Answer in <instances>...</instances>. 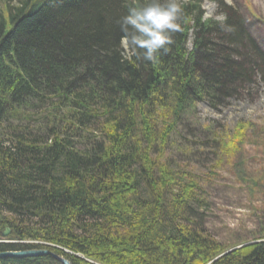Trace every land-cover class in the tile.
Returning <instances> with one entry per match:
<instances>
[{"label": "trees", "instance_id": "trees-1", "mask_svg": "<svg viewBox=\"0 0 264 264\" xmlns=\"http://www.w3.org/2000/svg\"><path fill=\"white\" fill-rule=\"evenodd\" d=\"M8 1L0 8V252L42 249L70 264H264V229L227 247L198 226L205 201L191 167L195 148H206L209 176L229 165L258 186L244 172L242 146L264 141V125L238 120L218 135L205 129L202 141L183 130L197 102L217 106L264 75L248 25L264 39L260 15L246 2L240 13L213 0L217 20L204 16L203 0H180V30L152 64L122 62L117 23L148 0ZM50 253L0 264H62Z\"/></svg>", "mask_w": 264, "mask_h": 264}, {"label": "rangeland", "instance_id": "rangeland-1", "mask_svg": "<svg viewBox=\"0 0 264 264\" xmlns=\"http://www.w3.org/2000/svg\"><path fill=\"white\" fill-rule=\"evenodd\" d=\"M2 1L0 0V8ZM8 2L15 5L17 0ZM244 2L251 11L256 12L264 20V0H223L222 5L223 9L224 6L233 5L238 12L245 13L246 9L242 5ZM202 8L205 11V17L212 16L222 20L223 14L220 12L222 6L215 1L204 0ZM248 25L250 33L261 45L264 53V39L256 32L253 24ZM190 46L189 42L187 47L190 48ZM256 78L255 82L246 84V87L237 95L231 96L224 103L216 104L217 106H211L206 100L197 102L193 116L189 118L191 123H185L183 127L187 137L192 141H202L207 129H211L214 135H218L223 129L231 130L238 120H249L257 126H263L264 75L257 74ZM14 121L20 123L21 120L14 119ZM25 121L27 120L23 122ZM252 140L254 141H246L242 147L246 161L244 172L260 179L258 186L254 188L250 187V183H245L239 178V174L229 165L218 168L219 170H215V175L209 176V160L212 155L210 152L206 153V148H195L194 158L197 164L191 167L202 182V197L205 201L198 208V212L203 213L198 218V226L227 247L236 242L249 243L253 236L259 233L258 231L264 229V141L255 137ZM9 235L10 231L1 237L5 238Z\"/></svg>", "mask_w": 264, "mask_h": 264}, {"label": "clouds", "instance_id": "clouds-1", "mask_svg": "<svg viewBox=\"0 0 264 264\" xmlns=\"http://www.w3.org/2000/svg\"><path fill=\"white\" fill-rule=\"evenodd\" d=\"M182 12L180 0H148L143 6L130 8L117 21L122 33L119 41L122 62L135 58L159 63V55L170 51L172 36L180 30L178 21Z\"/></svg>", "mask_w": 264, "mask_h": 264}, {"label": "water", "instance_id": "water-1", "mask_svg": "<svg viewBox=\"0 0 264 264\" xmlns=\"http://www.w3.org/2000/svg\"><path fill=\"white\" fill-rule=\"evenodd\" d=\"M9 228H5L3 231H1V236H5L8 232H9ZM50 252L46 251V250H38V249H31V250H22V251H6V252H0V258L1 257H24V256H38V255H45L48 254ZM51 255H53V257H55L56 260H58L60 263L62 264H70L69 261L63 257L54 255L52 253H50Z\"/></svg>", "mask_w": 264, "mask_h": 264}]
</instances>
